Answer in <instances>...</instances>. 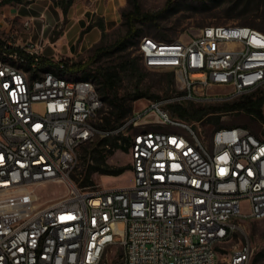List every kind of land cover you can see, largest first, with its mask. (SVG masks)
<instances>
[{
  "label": "built area",
  "instance_id": "1",
  "mask_svg": "<svg viewBox=\"0 0 264 264\" xmlns=\"http://www.w3.org/2000/svg\"><path fill=\"white\" fill-rule=\"evenodd\" d=\"M6 44L0 264H220L219 248L241 222L264 218V135L222 126L206 143L166 107L173 99L224 102L264 90L263 30L212 24L188 40L142 36L143 65L171 70L182 93L149 100L110 129L94 121L103 106L95 83L68 75L67 59L48 68L42 40ZM120 133L133 183L78 186L71 176L78 148ZM48 181L64 183L66 192L40 203L35 186ZM249 259L244 246L227 264Z\"/></svg>",
  "mask_w": 264,
  "mask_h": 264
},
{
  "label": "rangeland",
  "instance_id": "2",
  "mask_svg": "<svg viewBox=\"0 0 264 264\" xmlns=\"http://www.w3.org/2000/svg\"><path fill=\"white\" fill-rule=\"evenodd\" d=\"M12 1L18 2L21 0H10L8 2ZM116 1L119 17L116 21L113 20L107 25V34L103 39L100 37L98 40L93 39L86 43L82 38V34L79 35L78 39L62 38L58 40L67 26H70L66 25L65 20L48 26V35L41 39L43 42L41 54L43 57L54 61L67 59L71 62H86L88 63L89 72H94L102 66H115L120 70V79L117 84L119 95H129L134 89L145 94L142 97L127 101L130 111L126 117L131 115L134 109L142 108L149 100L156 97H170L182 93L171 70L147 68L143 65L137 51V44L142 36H152L160 41L188 40L190 36L206 25L246 24L255 27L264 25V0H138L141 11L157 14L155 23L138 22L137 27L140 33L135 38L134 44L129 45L124 50H115L99 60L90 62V57L96 47L112 44L126 31L121 13L130 10L132 4L129 0ZM3 3L4 1L0 0V5ZM2 11L0 8V15ZM7 22L10 28L2 29L0 26V38L13 45L17 42L20 28L23 27L22 21H10L9 19ZM129 60L136 63L138 72L132 73L130 71L127 65ZM67 74L79 77L80 72L73 73L69 71ZM91 80L95 83L103 100V106L95 116V123L104 122L105 117H110L112 125L116 124L117 121L112 114L114 108L103 99L99 83L93 78ZM171 103L193 105L195 108L199 107L210 111L198 121L191 122L184 119L192 125L195 124V127L194 125L193 127L206 143L213 131L222 126L244 125L256 135H264V125L256 118L238 111H217V107L222 105V101L173 99L171 102L166 103V107ZM107 127L111 128L112 126ZM157 128L168 127L158 126ZM103 137H108V145L106 146L97 143ZM114 141L124 144L123 134L108 136L99 134L92 141L78 148L77 164L71 174L78 186H81L80 181L86 177H89L94 184H98L103 188L122 187L133 183L128 150L114 147ZM106 164L110 167H127V169L119 175L100 174L91 170L92 166L102 167ZM35 192L39 196V202L45 203L64 194L66 186L61 182L48 181L36 185ZM244 246L250 250L249 264H264V218H245L241 222V229L235 233L233 239L220 246L217 255L220 264H227L232 251Z\"/></svg>",
  "mask_w": 264,
  "mask_h": 264
},
{
  "label": "trees",
  "instance_id": "3",
  "mask_svg": "<svg viewBox=\"0 0 264 264\" xmlns=\"http://www.w3.org/2000/svg\"><path fill=\"white\" fill-rule=\"evenodd\" d=\"M7 2L8 0H3ZM132 4V8L128 11H123L121 15L124 19V25L126 26L125 33L116 39L112 44L108 46L100 45L96 47L91 55V61L99 60L104 55L111 54L115 50H124L129 45L134 44L135 38L139 35L140 30L137 27V23H155L157 18V14H152L148 12L141 11L138 0H129ZM55 3L59 4L64 12L67 7L72 3V0H54ZM97 25L101 29V38L103 39L106 34V27L102 21H97L96 23L90 22L80 33V36L88 31L92 26ZM252 26V25H250ZM255 27V26H253ZM264 31V25L260 27H256ZM12 47H7L6 41L0 38V54L7 50L10 51ZM41 65L54 68L57 67V63L53 61V59L41 57ZM65 69L76 73L80 72L79 78L83 79H91L93 78L99 83V89L102 92V97L104 100L110 104L114 110L112 114L117 121L116 124L112 125L110 121V117H105L104 122L96 123L98 127L101 129H110L107 126H112L111 128L116 127L121 121L126 117L127 113L130 111V106L127 103L128 100H133L139 97L144 96L145 94L141 91L134 89V91L129 95L121 96L118 94L117 84L120 79V70H118L115 66H107V67H99L94 72H89L88 63L86 62H71L66 60ZM127 65L132 73L138 72V67L136 63L132 60L127 61ZM157 98V97H156ZM264 90L257 91L255 93L245 95L240 97L239 99H235L232 101H224L221 106L217 107V111H238L245 114L250 115L253 118L259 120L262 124H264ZM172 115L185 119L191 122L200 120L205 114L210 112L209 110L202 108H195L193 105L187 106L178 103H171L167 106ZM195 127V124H193ZM98 144H102L103 146L108 145V137H103L99 139ZM114 147H120L124 150H127V145L123 143H117V141L113 142ZM103 162V161H102ZM127 167H110V165L106 164L101 166H92L91 170L94 172H98L100 174L106 175H119L123 173ZM81 186H86L90 184H94L89 177H86L84 180L80 181Z\"/></svg>",
  "mask_w": 264,
  "mask_h": 264
},
{
  "label": "crops",
  "instance_id": "4",
  "mask_svg": "<svg viewBox=\"0 0 264 264\" xmlns=\"http://www.w3.org/2000/svg\"><path fill=\"white\" fill-rule=\"evenodd\" d=\"M10 1V0H8ZM4 2L0 5V26L2 29H9L7 21H22L23 27L17 37L18 44L29 41L38 42L48 35L49 25L64 22L67 28L58 40L79 38L81 31L90 23L102 21L107 25L119 17L116 0H72V3L64 12L63 8L54 0H21L18 2ZM28 22V27L24 25ZM101 29L94 25L82 38L87 43L90 40L99 39Z\"/></svg>",
  "mask_w": 264,
  "mask_h": 264
}]
</instances>
